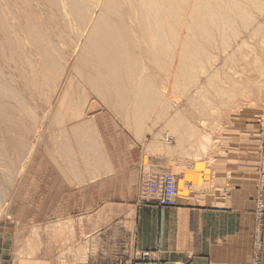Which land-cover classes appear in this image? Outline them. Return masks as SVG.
Here are the masks:
<instances>
[{"label": "bare ground", "instance_id": "obj_1", "mask_svg": "<svg viewBox=\"0 0 264 264\" xmlns=\"http://www.w3.org/2000/svg\"><path fill=\"white\" fill-rule=\"evenodd\" d=\"M20 2L22 7L27 3L26 0ZM40 2L51 6L60 32L42 27L40 20L29 18L21 6L13 5L12 0H0V184L4 181L14 187L13 178L31 167V157H37L39 138L45 134V139L51 140L55 132L53 127H62L68 121L64 117L73 111V82L77 86L81 84V88L97 91H94L97 96L102 90L128 89L136 94L134 99H124V95L121 97L113 91L118 97L109 99L107 103L115 105L118 110L131 103L135 122L140 123L145 113L141 104L148 103L149 107L155 108L160 100L159 91L165 85L162 81L164 73L188 77L192 71L204 69L207 63L209 74L198 88L213 85L219 99L225 94V88L217 86L210 77L219 75L245 50L255 62L251 65L252 70L264 71V47L248 50L250 44L264 46V0ZM63 35L66 38L62 48L55 39ZM62 50L67 58L76 60V65L64 63ZM219 57L222 59L220 66L215 63ZM236 74L239 79L234 83L249 85L247 76L250 74L246 76L244 68ZM56 75L61 79L54 91ZM66 78L69 81L65 84ZM191 79L185 77L184 85L191 86ZM81 112L78 115L81 116ZM162 118L156 115L157 120ZM178 121L186 120L175 112L165 123L173 126ZM81 126H72L79 148L87 141L82 138L85 133ZM64 129V132L59 130L57 133L59 137L65 138L66 127ZM178 130H175L176 134ZM60 146L66 150L64 143ZM48 147H53V141L48 143ZM13 149L17 150L18 168L15 167L16 162L12 165V162L5 161L6 158L11 160ZM56 167L60 172H66L73 166L69 170L68 163L58 162ZM64 179L68 181L69 178L66 175ZM1 196L0 203L3 201ZM5 200L2 206L7 207L8 195Z\"/></svg>", "mask_w": 264, "mask_h": 264}, {"label": "rangeland", "instance_id": "obj_2", "mask_svg": "<svg viewBox=\"0 0 264 264\" xmlns=\"http://www.w3.org/2000/svg\"><path fill=\"white\" fill-rule=\"evenodd\" d=\"M26 1L24 7L21 6L20 0H12V3L16 7L21 6V10L26 12L29 18L40 20L42 27L52 32L61 31L51 6L43 5L40 0ZM65 38L63 35L55 39L62 48ZM250 46L248 50L258 49V46L264 47L263 44ZM61 54L64 63L76 65V60L67 58L63 50ZM221 61L219 57L215 63L220 66ZM253 63L255 62L252 55L245 50L244 54L239 55L237 60L226 66L219 75L214 74L210 77L217 86L225 88V94L219 99L216 98V89L213 85L205 86V89L198 88L199 83H204L209 74L207 63V66L206 64L203 66L204 69H196L189 73L188 77L186 75L174 77L164 73L162 81L165 85L164 89L159 91L160 100L155 108L149 107L148 103L141 104V109L143 107L145 113L140 123L135 122L131 103L123 105L121 110L124 112L107 103L109 99L115 96L117 98V95L121 97L124 95L122 97L124 99H134L136 94L128 89L117 91L111 89L106 92L102 90L97 96L95 95L97 91L94 90V93L90 88H81L79 87L81 84L77 86L73 82L71 101L74 113L73 111L70 113L72 119L69 114L64 117L68 118L62 126L66 127L65 138L57 134L59 130L64 132L65 129L60 125L54 126L55 132L51 140L47 137L45 139V134L39 138V153L36 158L29 159L31 167L28 170L25 168L17 176L13 175L14 187L9 186L8 182L3 183L4 181L0 184L2 202H6V195L10 200L7 207L0 203V251H3L5 258L10 264H119V261L115 262L112 258L118 255L115 252L118 253L128 244L127 236L125 238L122 236L123 228L118 222L111 224L106 230L107 233L100 238V243L86 237L84 227L86 220L85 222L83 220L92 212L94 206L81 203L85 201L82 199L81 189H86L84 198H91V191L87 194V190L94 186L97 182L95 180L104 177L105 181H111L120 176L119 172L123 170H120L118 165V159L123 154L119 151L121 146L122 150L126 149L130 153L128 157H140L142 153L140 179L145 169L168 172L176 178L178 169L182 171L185 166L182 161L176 162V152L179 151L199 161H207L209 154L214 152L216 142L220 141L219 136L225 122L230 118H255L264 123V71L252 70ZM243 68L246 76L250 74L247 76L250 82L246 87L241 84L243 82L238 84L233 82L239 79L236 73ZM72 76L77 77L73 72ZM185 77L192 80L189 84L191 86L188 87L186 83L184 85ZM60 79V75L55 76L54 91ZM229 79L232 80L228 81ZM68 81L66 78L65 84ZM113 91L117 92V95ZM99 96L102 98L101 101ZM79 111H82L81 116L78 115ZM175 112L186 121H178L173 126L165 123V120ZM157 114L163 117L162 120L156 119ZM80 125L85 133L82 138L87 139L82 148L78 147L77 134L73 132V127ZM176 129L182 133L178 130L176 134ZM166 137L170 142L165 141ZM50 141H53V147H48ZM61 143H64L66 150L60 146ZM12 153L11 160L5 159V156L2 158L13 165L18 158L17 150L13 149ZM58 162L68 163L69 170L73 166L72 170L60 172L56 167ZM18 163L15 164L16 168L19 167ZM198 167L204 168L205 165L200 163ZM66 175L68 181L64 179ZM60 182L64 186L59 184Z\"/></svg>", "mask_w": 264, "mask_h": 264}, {"label": "crops", "instance_id": "obj_3", "mask_svg": "<svg viewBox=\"0 0 264 264\" xmlns=\"http://www.w3.org/2000/svg\"><path fill=\"white\" fill-rule=\"evenodd\" d=\"M262 131L255 118L232 117L225 122L207 161L176 152V162L185 166L176 177L175 207L139 199L142 153L128 157L121 146L118 165L124 171L120 176L95 180L87 190L91 198H84L86 189H81L85 200L81 203L94 206L83 220L85 236L100 243L108 227L118 222L122 236L128 239L127 246L112 258L119 264H253L255 207L259 201L264 206ZM200 163H204V171L198 169ZM144 253L148 256L142 257ZM0 264H10L3 251ZM256 264H264V222Z\"/></svg>", "mask_w": 264, "mask_h": 264}, {"label": "built area", "instance_id": "obj_4", "mask_svg": "<svg viewBox=\"0 0 264 264\" xmlns=\"http://www.w3.org/2000/svg\"><path fill=\"white\" fill-rule=\"evenodd\" d=\"M263 126L264 123L260 122ZM264 133V131H262ZM166 142L170 139L166 137ZM264 155V152H262ZM139 199L146 204H153L159 207H175L177 206L178 191L177 182L173 174L162 172L154 169H145L142 172L139 186ZM264 206L261 201L256 203L255 222L252 238V263L259 261L262 245H263V222H264ZM148 256L147 253L141 255Z\"/></svg>", "mask_w": 264, "mask_h": 264}]
</instances>
